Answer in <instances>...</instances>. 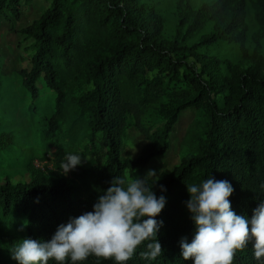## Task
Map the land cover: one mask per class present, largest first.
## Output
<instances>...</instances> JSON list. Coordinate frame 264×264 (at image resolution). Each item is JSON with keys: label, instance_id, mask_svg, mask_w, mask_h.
Returning <instances> with one entry per match:
<instances>
[{"label": "trees", "instance_id": "16d2710c", "mask_svg": "<svg viewBox=\"0 0 264 264\" xmlns=\"http://www.w3.org/2000/svg\"><path fill=\"white\" fill-rule=\"evenodd\" d=\"M259 3V0H214L205 4L196 16L199 24L211 17L225 19L226 23L223 30L208 35L200 43L218 44L224 40L242 43L241 30L250 4L257 20L264 24ZM5 8L15 17L22 14L21 0H0V11ZM162 30L161 18L139 6L138 0H51L39 19L22 29L23 34L34 40L35 50L29 59L30 68L20 71L24 87L37 100L38 81L43 79L57 95L56 109L49 120L52 132L59 129L66 106H72L74 116L63 133L64 146L57 147L60 162L67 154H77L76 144L85 138L93 144L101 135L107 150L104 162L88 165L81 160L68 179L0 183V264H13L9 243H12L10 233L16 227L23 228L26 238L48 240L60 224L92 211L98 195L111 186L115 177L126 176L128 167L165 154L170 148L169 135L181 112L190 107L206 110L200 132L188 133L189 137L197 138L196 153L173 172L148 185L158 198L166 199L165 207L156 217L163 221L158 233L163 253L155 260L143 259L145 242L126 264H193L180 254V240L186 237L191 242L195 231L185 203L190 198L187 184H198L210 177L229 181L234 188L231 208L238 215L251 217L252 210L264 201V69L235 72L221 83L208 85L189 63L171 56L178 49L194 51L198 45L183 47L178 39L164 42ZM214 68L209 72L214 73ZM162 74L186 84L175 92L176 101L167 109L161 130L151 132L145 127L143 116L153 103L168 94L160 78ZM78 78L91 86L75 101L68 102L66 84ZM212 88H217L218 94L225 93L222 101L211 97ZM130 115L149 140L142 161L122 159L123 136ZM8 138L0 135V151L8 145ZM65 264H71L70 259ZM79 264H115V261L89 256ZM233 264H264V259L255 258L249 242L236 252Z\"/></svg>", "mask_w": 264, "mask_h": 264}, {"label": "rangeland", "instance_id": "374dc122", "mask_svg": "<svg viewBox=\"0 0 264 264\" xmlns=\"http://www.w3.org/2000/svg\"><path fill=\"white\" fill-rule=\"evenodd\" d=\"M214 0H138L149 13L154 12L163 22L161 38L164 42L178 39L183 47L198 45L194 50L178 49L172 58L182 59L198 71L208 85L221 83L225 77L235 72L264 69V24L255 16L254 7L249 5V13L242 28L243 42L224 40L218 44L200 43L208 35L223 30L225 19L207 18L202 24L196 20L197 13L205 4ZM253 0H250V2ZM259 9L264 12V0H259ZM51 0H21V16L15 17L5 8L0 11V135H8V145L0 151V183L24 184L36 178L58 181L70 178L71 170L65 175L60 159L56 156L58 146L63 144V133L73 118L72 106H66L65 117L59 122V129L50 130L49 120L56 109V92L43 79L38 81L40 96L31 97L24 87L21 69L30 68V57L34 54V40L22 33V29L39 19L50 7ZM230 35H235L234 33ZM215 66L214 73L209 72ZM153 75V74H151ZM168 94L153 103L145 112L143 122L151 132L161 130L166 122L165 114L176 101V91L185 86L181 79L162 74ZM86 80L68 81L65 87L67 101H75L77 96L90 88ZM212 88L211 97L217 101L224 99L225 93L218 94ZM73 115V116H72ZM206 118V110L190 107L183 110L169 135V150L159 156H152L146 163L128 167L126 176L143 179L149 170L156 176L148 178V185L155 183L163 174H169L182 162L196 153L197 138L189 137V131L200 132ZM197 132V133H198ZM196 133V134H197ZM149 140L141 132L133 115L129 116V126L123 136L122 159L142 161ZM106 146L98 135L93 144L88 138L76 144V152L88 165L105 161ZM13 229V226H11ZM16 227L10 233L13 246L26 238ZM10 253V251H9ZM11 258V253H10ZM12 259V258H11ZM13 264L17 261L12 259Z\"/></svg>", "mask_w": 264, "mask_h": 264}, {"label": "clouds", "instance_id": "9594fccd", "mask_svg": "<svg viewBox=\"0 0 264 264\" xmlns=\"http://www.w3.org/2000/svg\"><path fill=\"white\" fill-rule=\"evenodd\" d=\"M81 164L79 154H67L61 164L66 175ZM149 170L143 178L115 177L99 194L93 210L60 224L48 240L20 239L9 251L17 264H79L89 256L113 259L126 264L137 248L147 242L143 259L155 260L163 253L158 233L163 221L156 217L166 204L148 186ZM186 207L195 225L191 242L180 240L183 260L193 264H233L236 252L252 243L257 260L264 259V201L251 217L238 215L231 208L234 188L227 180L212 177L198 184H187ZM161 190L165 191L161 185ZM25 227L27 225H24ZM23 231V228L20 229Z\"/></svg>", "mask_w": 264, "mask_h": 264}]
</instances>
